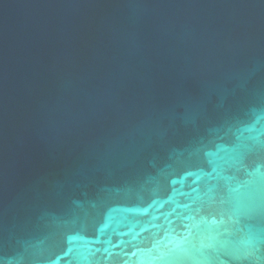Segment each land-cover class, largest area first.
<instances>
[{
	"label": "water",
	"instance_id": "1",
	"mask_svg": "<svg viewBox=\"0 0 264 264\" xmlns=\"http://www.w3.org/2000/svg\"><path fill=\"white\" fill-rule=\"evenodd\" d=\"M0 264H264V0H0Z\"/></svg>",
	"mask_w": 264,
	"mask_h": 264
}]
</instances>
